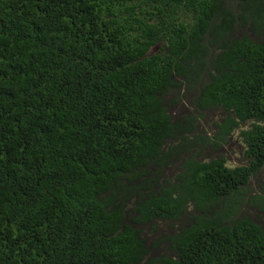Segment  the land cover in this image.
I'll return each instance as SVG.
<instances>
[{"label": "trees", "instance_id": "trees-1", "mask_svg": "<svg viewBox=\"0 0 264 264\" xmlns=\"http://www.w3.org/2000/svg\"><path fill=\"white\" fill-rule=\"evenodd\" d=\"M0 264H264V0H0Z\"/></svg>", "mask_w": 264, "mask_h": 264}, {"label": "rangeland", "instance_id": "rangeland-1", "mask_svg": "<svg viewBox=\"0 0 264 264\" xmlns=\"http://www.w3.org/2000/svg\"><path fill=\"white\" fill-rule=\"evenodd\" d=\"M215 113V115L214 116H212L211 115V119H210V123L209 124H207V122H205V121H203L202 122V127L203 128H206V129H208L209 130V132L211 133L213 130H214V126L212 125V123L214 122V121H217L218 120V118L219 117H221V113H220V111H216V112H214ZM212 126H211V125ZM211 127V128H210ZM237 140L236 139H234V141L233 142H231V144L230 145H227L226 146V153H227V155L229 156V160H230V162L232 163V164H236V163H238L239 162V159L241 158V149H240V145L238 144V142H236Z\"/></svg>", "mask_w": 264, "mask_h": 264}]
</instances>
